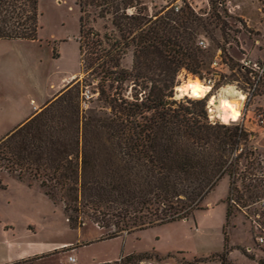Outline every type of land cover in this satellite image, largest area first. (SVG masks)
<instances>
[{
	"label": "trees",
	"instance_id": "obj_1",
	"mask_svg": "<svg viewBox=\"0 0 264 264\" xmlns=\"http://www.w3.org/2000/svg\"><path fill=\"white\" fill-rule=\"evenodd\" d=\"M209 3L210 16L185 2L178 11L161 8L150 15L141 0H79L81 70L95 67L91 80L102 106L82 109L79 80L70 82L0 139V171L27 186L37 184L62 206L69 228L88 220L106 231L103 239L186 220L216 182L232 173L233 151L249 140L242 126H211L206 99L166 104L181 68L199 77L211 74L213 57L219 50L225 54L216 33L223 36L226 23L218 1ZM130 6L137 9L133 16L124 12ZM90 8L110 20L118 37L89 25ZM39 15L38 0H0V39L35 40ZM203 33L215 49L198 46ZM130 47L131 67L125 69L121 60ZM130 88L134 100L127 98ZM230 217L228 206L225 225ZM227 243L224 234L222 263ZM150 258L133 253L113 263Z\"/></svg>",
	"mask_w": 264,
	"mask_h": 264
},
{
	"label": "rangeland",
	"instance_id": "obj_2",
	"mask_svg": "<svg viewBox=\"0 0 264 264\" xmlns=\"http://www.w3.org/2000/svg\"><path fill=\"white\" fill-rule=\"evenodd\" d=\"M141 1L150 15L175 4L183 7L184 2L204 16L213 12L209 0ZM217 1L216 9L226 25L223 36L216 33V40L224 47L225 54L221 56L220 50L216 54H220L225 65L218 67L211 81L215 83L213 93L221 85L232 82L245 87L248 79L240 69V59L244 56L258 61L264 58V0ZM78 3L79 0H38L40 15L36 39H0V138L31 112L32 104L40 105L49 99L56 92L61 76L69 73L79 71L81 95L86 91L92 94L86 102L87 108L83 109L102 106L95 92L97 84L91 80L97 73L93 70L95 67L81 70ZM88 22L101 34L118 37L110 20L98 18L92 8ZM203 35L211 40L210 47L215 49L216 42L209 34ZM91 49L94 50L93 45ZM131 62L132 47L123 55L121 66L130 68ZM208 74L193 75L207 81ZM124 89L126 94V84ZM262 109L264 79L255 96L247 101L245 115L240 121L249 140L240 143L242 151L238 156L231 155L232 173L224 174L216 182L203 197L200 208L194 209L186 220L149 227L126 237L103 239L106 231L88 220L76 229L69 228L62 206L47 199L37 184L27 186L0 171V264L8 261L10 252L38 247L49 251L10 264H69V256L78 257V264L82 260L96 263L123 249L149 253V260L154 264H264V242L256 241L254 224L249 218L255 217L264 229V209L255 205L264 197L260 162L264 155V129L256 124L253 115ZM230 187L234 189L230 194L240 209L229 203ZM228 206L231 217L225 225ZM224 234L229 251L222 263ZM98 238L102 240L95 241ZM134 264L147 263L143 260Z\"/></svg>",
	"mask_w": 264,
	"mask_h": 264
},
{
	"label": "clouds",
	"instance_id": "obj_3",
	"mask_svg": "<svg viewBox=\"0 0 264 264\" xmlns=\"http://www.w3.org/2000/svg\"><path fill=\"white\" fill-rule=\"evenodd\" d=\"M124 12L128 16H133L136 14L137 9L130 6L126 8ZM197 43L199 47L205 50L211 46V40L203 34L198 37ZM242 63L245 62L242 61ZM252 67L258 72L264 71L261 70L258 65H252ZM176 80L179 83L174 85V94L169 98V100L176 101L177 106L180 103L190 106L188 104L189 101L195 103L207 98V121L211 126L219 124L231 127L238 122L241 116V109L248 98V93L239 87L238 82L221 85V87L213 93L212 90L215 87L214 82L201 80L198 76H194L192 73H189L186 68H181L179 70L176 75ZM132 87H135V85L133 84ZM210 93L212 94L209 95ZM145 95L146 93L141 92V102H143ZM127 98L129 100L135 99L131 95V88L129 89ZM68 261L69 264H78V257L70 256L68 257Z\"/></svg>",
	"mask_w": 264,
	"mask_h": 264
},
{
	"label": "built area",
	"instance_id": "obj_4",
	"mask_svg": "<svg viewBox=\"0 0 264 264\" xmlns=\"http://www.w3.org/2000/svg\"><path fill=\"white\" fill-rule=\"evenodd\" d=\"M179 8L180 7L177 4L173 5V9L175 11H178ZM242 61H244L245 63H242ZM239 64H240L239 65L240 69L246 74L247 79H248L247 82L245 83V87H240V86L239 87L248 93V98H247V101H248L251 97L255 96L256 91L259 89L262 83V80L264 79V71L258 72L252 67V65H258L261 70H264V58L258 61V60H252L248 58L247 56H244L242 59H240ZM222 65H225V64L222 63L220 54H216L211 62V69L213 70V72L211 74H208L210 76L207 79V81H213L215 79L214 77H215V74L218 73L217 71L219 69L218 67ZM81 97H82L81 101H83V105H81V107L83 109L86 106L87 100L92 97V94L86 91L82 93ZM247 101L244 103L243 108L241 109V116L239 118V121L235 125L241 126L240 121H242V118L245 115ZM253 115H254L256 124L262 129H264V109L256 113L254 112ZM241 151H242V148L238 147L236 150L233 151L232 157L238 156V154H240ZM260 162L263 167L262 178L264 179V155H261ZM229 203L231 205H235L237 208L240 209V207L236 203L234 196L232 194L230 196ZM255 205L258 206L260 209H264V197L259 198L255 202ZM249 218L251 220V223L254 224V230H255L254 234H255L256 241L259 243H263L264 242V229L258 224V222H256L255 217L249 216ZM111 264H119V263L112 262Z\"/></svg>",
	"mask_w": 264,
	"mask_h": 264
},
{
	"label": "crops",
	"instance_id": "obj_5",
	"mask_svg": "<svg viewBox=\"0 0 264 264\" xmlns=\"http://www.w3.org/2000/svg\"><path fill=\"white\" fill-rule=\"evenodd\" d=\"M79 71L78 72H73V73H69L67 75H63L61 76L60 80H59V86L56 90V92L49 98L47 99L44 103L40 104V105H36V104H32V109H31V112L25 116L23 118V120L17 125L19 126L20 124H22L24 121H26L28 118H30L36 111H39L41 107H43V105H45V103H47L50 99H52L61 89H63L67 84H69L71 81L73 80H76L77 78H79ZM16 126V127H17ZM14 127V128H16ZM13 128V129H14ZM12 129V130H13ZM12 130H10L9 132H11ZM8 132V133H9ZM7 133V134H8ZM5 134V135H7ZM4 135V136H5ZM3 136V137H4ZM2 137V138H3ZM1 139V138H0ZM141 232V231H140ZM129 234H124V235H121L122 237H126L128 236ZM117 238V237H115ZM97 240H102V238H98L96 239L95 241ZM84 245V244H82ZM47 251H49V249L47 250H44L43 248L41 247H38L36 249H32V250H26V249H17L13 252H10V256L8 258V261H6L5 264H10L12 262H15V261H18V260H21V259H24V258H28V257H31V256H35V255H40V254H43V253H47ZM133 253H136L135 251H128L126 252V250H122L120 252H118L117 254H115L114 256H108L106 258H101L100 260H98L96 263L94 262H85L86 260H82L81 263L79 264H106V263H110V262H113V261H116V260H119L120 258L124 257V256H127V255H130V254H133ZM138 253H142V252H138ZM146 263L147 264H154L153 261L151 260H146Z\"/></svg>",
	"mask_w": 264,
	"mask_h": 264
},
{
	"label": "water",
	"instance_id": "obj_6",
	"mask_svg": "<svg viewBox=\"0 0 264 264\" xmlns=\"http://www.w3.org/2000/svg\"><path fill=\"white\" fill-rule=\"evenodd\" d=\"M170 103V100L168 99L167 101H166V104L168 105Z\"/></svg>",
	"mask_w": 264,
	"mask_h": 264
}]
</instances>
